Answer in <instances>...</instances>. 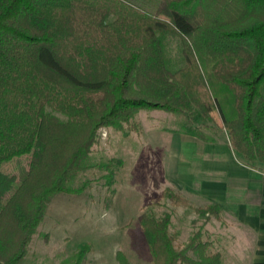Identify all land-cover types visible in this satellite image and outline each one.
Listing matches in <instances>:
<instances>
[{
  "label": "trees",
  "instance_id": "trees-1",
  "mask_svg": "<svg viewBox=\"0 0 264 264\" xmlns=\"http://www.w3.org/2000/svg\"><path fill=\"white\" fill-rule=\"evenodd\" d=\"M142 111L181 116L203 142L225 131L246 165L264 166V0H0V264H22L100 131L140 133ZM197 211L183 245L172 214L142 211L150 264H221L202 232L221 210Z\"/></svg>",
  "mask_w": 264,
  "mask_h": 264
},
{
  "label": "rangeland",
  "instance_id": "rangeland-1",
  "mask_svg": "<svg viewBox=\"0 0 264 264\" xmlns=\"http://www.w3.org/2000/svg\"><path fill=\"white\" fill-rule=\"evenodd\" d=\"M182 120L164 112L142 111L136 117L140 133L125 137L101 130L100 145L90 154L86 169L68 185L74 192L51 200L22 264H72L84 247L89 248L84 264H119L118 253L130 264H150L139 226L149 205L156 215L172 214L170 232L178 235L179 245L186 244L204 222L197 210L207 206L199 207L179 195L187 205L174 207L158 185L168 163L172 134H183ZM2 170L14 173L16 165L6 164ZM229 227L211 219L202 231L203 240L220 252L221 264H247V253L229 237L233 230Z\"/></svg>",
  "mask_w": 264,
  "mask_h": 264
},
{
  "label": "crops",
  "instance_id": "crops-1",
  "mask_svg": "<svg viewBox=\"0 0 264 264\" xmlns=\"http://www.w3.org/2000/svg\"><path fill=\"white\" fill-rule=\"evenodd\" d=\"M168 148L161 193L171 189L199 207H218L224 223L214 221L233 227L229 237L247 253L246 263L264 264V168L246 165L225 131L214 143L173 132Z\"/></svg>",
  "mask_w": 264,
  "mask_h": 264
}]
</instances>
